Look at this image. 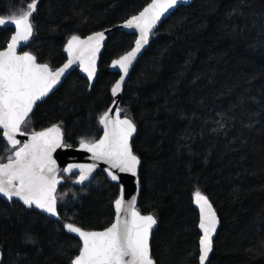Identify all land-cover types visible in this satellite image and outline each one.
Instances as JSON below:
<instances>
[{
    "label": "trees",
    "instance_id": "16d2710c",
    "mask_svg": "<svg viewBox=\"0 0 264 264\" xmlns=\"http://www.w3.org/2000/svg\"><path fill=\"white\" fill-rule=\"evenodd\" d=\"M149 1L38 0L25 49L55 69L65 62L72 35L121 23ZM30 2L0 0V16ZM12 33L0 27V48ZM134 40L124 31L108 35L92 87L73 70L35 106L22 130L56 123L66 144L97 139L119 76L109 65ZM119 108L137 125L131 140L141 159L137 209L157 218L150 239L157 264H199L197 190L219 220L206 264H264V0H194L176 8L133 65ZM6 147L0 130V161L10 155ZM60 176V220L0 197V264H70L81 242L61 230L63 223L84 230L112 224L118 183L102 171L83 187L74 173ZM26 233L35 243L25 241Z\"/></svg>",
    "mask_w": 264,
    "mask_h": 264
},
{
    "label": "snow or ice",
    "instance_id": "6c2138e0",
    "mask_svg": "<svg viewBox=\"0 0 264 264\" xmlns=\"http://www.w3.org/2000/svg\"><path fill=\"white\" fill-rule=\"evenodd\" d=\"M181 2L187 3L188 0H151L138 15L125 20L124 26L137 29L139 35L135 47L112 61V66H118L123 73L111 89L113 96L121 91L129 66L149 43L157 23ZM37 8L38 0H31L26 9L22 5L13 7L9 15L0 16V27L15 26L6 47L0 48V130L10 146L5 148L10 152L7 162H0V196L10 202L15 198L28 208L34 206L60 220L57 186L62 177L53 153L72 145L64 142L61 124L54 123L31 133L24 132L22 127L28 124L36 102L48 95L74 63L78 61L88 79L92 80L96 71V55L105 37L103 32H95L84 39L74 34L64 46L68 60L62 67L53 69L48 63H38L32 53L18 52V46L33 35L32 18ZM120 111L116 110L115 118H111L109 112L99 117V124L103 126V135L99 139H79V148L91 153L94 163L69 164L63 168L64 173L79 169L75 183L87 181L97 167L95 162L102 161L108 165L104 171L112 181L120 180L119 173H129L137 177L139 184L141 159L130 143L137 132V125L131 118L121 119ZM217 123L220 128L225 127L224 123ZM247 127H252V124ZM18 134L28 135V139L21 142L17 139ZM194 201L199 208L198 227L202 233L198 241L199 264H206L213 251V236L219 221L209 198L201 191L194 193ZM114 207L116 220L103 231H86L72 222L63 223L61 230L76 234L81 242L78 254L70 258V264H157L150 249L152 229L158 222L155 215H142L136 208L135 196L125 201L123 186ZM24 238L28 243H35L30 233H26Z\"/></svg>",
    "mask_w": 264,
    "mask_h": 264
},
{
    "label": "water",
    "instance_id": "95a60500",
    "mask_svg": "<svg viewBox=\"0 0 264 264\" xmlns=\"http://www.w3.org/2000/svg\"><path fill=\"white\" fill-rule=\"evenodd\" d=\"M193 1H194V0H188L187 3H183V2H181V3L178 4L175 8L170 9V10H169V11H168V12H167V13L161 18V21H159V22L157 23V25H156V27L154 28L153 33L151 34V36L154 34V32L156 31V29L158 28V26L160 25V23H161L164 19H166V18H167V17H168V16H169V15H170L175 9H176V8H178V7L182 6V5L190 4V3L193 2ZM149 3H151V0H150L146 5H144V6H143V7H142V8H141L136 14H134V15H138L139 12L142 11L145 7H147V5H148ZM132 16H133V15H132ZM130 17H131V16H130ZM130 17H129V18H130ZM127 19H128V18H127ZM127 19H126V20H127ZM124 22H125V20H124L123 22L118 23V24H116V25H113V26H111V27H108V28H105V29H102V30H98V31H96V32H103L105 38H104V40L101 42L100 51H99V52L97 53V55H96V71H95V75L93 76V78H92L91 81L88 79V75H87V73L84 72V71L80 68L79 62L77 61V62L74 63V64H73L68 70H66L65 74L61 77L60 82H58V84L54 86V88L48 93V95H50L51 93H53V92H54V91H55V90H56V89L62 84V82L66 79V77H67V76H68L73 70H75V69H77V70L79 71L80 75L86 79V81H87L88 84H89V88L92 87V85L94 84V82H95V80H96V76H97V73H98L99 59H100V56H101V53H102L103 47H104V45H105V43H106V41H107L108 35L112 34L114 31H124V32H127V33H132V34H134V35H135V40H136V38H137L138 35H139V32H138L137 29H135V28H127V27H125V26H124ZM10 27L13 28V32H14V31H15V26H14V25H11ZM93 33H95V32H92V33H90V34H88V35L80 36V37H81V39H84V38H86L87 36H89V35H91V34H93ZM151 36H150V38H151ZM135 40H134V44H133V46H132L128 51H130L133 47H135ZM27 43H28V41H27V42H22L21 45L18 46V52L23 53L24 51H27V50L25 49ZM66 43H67V42H66ZM147 46H148V44L145 45V46L141 49L140 53L137 54V57L133 60L132 64L129 66L128 73H127V75H125V79H124V81H123V83H122V86H121V91L118 92L116 96H113L112 91H111V95H112L113 101H112L111 105L109 106V108L106 110V112H109V115H110L111 118H115L116 110H117V109H120V108H119V104H120V98H121V95H122V88H123V86H124V84H125V82H126L128 76H129V73H130V71H131L133 65H134V64L136 63V61L140 58V56L142 55V53L144 52V50L146 49ZM128 51H126V52H128ZM28 52H29V51H28ZM126 52H124V53L121 54V55H124ZM30 53H31V52H30ZM64 53H65V55H66V60H65L64 63H66L67 60H68V55H67V53H66L65 51H64ZM121 55H120V56H121ZM120 56H118V57L115 58V59H118ZM38 63H39V62H38ZM64 63H63V64H64ZM63 64H61L60 66H58V67H56V68L62 67ZM56 68H55V69H56ZM109 69H110L112 72H116V73H118L119 76H118V79H117V80H119V79H120V76H121L123 73H121V71H120V69L118 68V66H117V67H113V66H112V62H111L110 65H109ZM117 80H116V81H117ZM115 83H116V82H115ZM48 95H47V96H48ZM47 96H45V97L41 98L39 101H37L36 104L33 106V109L35 108V106H36L40 101H43ZM114 102H115V103H114ZM32 111H33V110H32ZM31 113H32V112H31ZM31 113H30V114H31ZM104 113H105V112H104ZM30 114H29V116H30ZM120 116H121V119L127 117V116L122 115V112H121V111H120ZM128 118H129V117H128ZM101 126H102V125H101ZM42 130H43V129H42ZM1 131H2V130H1ZM40 131H41V130H40ZM26 133H27V132H26ZM29 133H31V132H29ZM102 135H103V126H102V132H101L100 136H102ZM134 135H135V133H134ZM134 135H133V137H134ZM100 136H99L97 139H99ZM133 137L131 138V140L133 139ZM17 139L20 140L21 142H24V141H26V140L28 139V135H19V134H18V135H17ZM4 141L7 143L6 140H4ZM130 143H131V141H130ZM53 158L56 159V161H57V165H58V167H59V169H60V173H61V171H63V168L67 167L69 164H86V165H87V164H92V163H94V161L91 159V153L86 152V151L80 149V148H79V144L76 145V146H72V147H70V148L66 147V148H59V149H57V150L53 153ZM0 162H1V161H0ZM4 162L6 163L7 160L4 161ZM95 163L97 164V167H96V169L94 170V172L92 173V175L89 177V179H88L87 181H85L83 184H78V183H75V184H76L77 186L83 187V186L87 185L89 182H91V181L94 179V177L96 176L97 172L102 171V172L105 173V175H106V177L108 178V180H110L111 182H115V183H118V184H119V194H118V197L121 195V186H123V188H124V199H125V201H129V200H131L133 196L136 197V208H137L138 194H139V189H140L139 184H137V177H133V176H132L131 174H129V173H119L120 180H119V181H112L111 178L107 175V172L104 171V169L107 168L108 165L105 164V163H103L102 161H96ZM138 170H139V167H138ZM60 173H59V174H60ZM73 173L76 174V175L78 176V175H79V169H74V170H73ZM66 174H70V173H66ZM77 176H76V177H77ZM75 180H76V179H75ZM63 182H64V179H63V177H62V179H61V183L57 186V189H58V187H59L61 184H63ZM0 197L3 198L4 200L8 201L6 198H4V197H2V196H0ZM118 197H117V198H118ZM13 201H17V202L23 204L21 201H18V200H16L15 198H13ZM8 202H10V201H8ZM209 202H210V201H209ZM193 203H194V206H195L196 210H197L198 213H199V208H198V206L196 205L194 199H193ZM210 203H211V202H210ZM24 206H25V205H24ZM25 207H27V206H25ZM27 208H28V207H27ZM33 208H34L35 210H37L39 213L45 215L46 217L51 218V219H53V220H57L56 217L49 216L47 213H43L41 210L36 209L34 206H33ZM114 209H115V207H114ZM137 210H138V209H137ZM138 211H139V210H138ZM141 214H142V215H148V214H143V213H141ZM199 215H200V213H199ZM217 218H218V217H217ZM115 220H116V212H115L114 220H113L112 223H114ZM218 221H219V220H218ZM110 226H111V225H110ZM218 226H219V223H218V225H217V229H218ZM108 227H109V226H108ZM156 227H157V224L153 226L152 231H153ZM103 230H104V229H102V230H86V231H103ZM66 231H67V230H66ZM199 231H200V229H199ZM216 232H217V230H216ZM71 234L77 236V235L74 234V233H71ZM200 234H202V233L200 232ZM215 235H216V233H215L214 236H213V240H214ZM77 237H78V236H77ZM78 238H79V237H78ZM150 239H151V237H150ZM0 258H1V253H0Z\"/></svg>",
    "mask_w": 264,
    "mask_h": 264
},
{
    "label": "bare ground",
    "instance_id": "6f19581e",
    "mask_svg": "<svg viewBox=\"0 0 264 264\" xmlns=\"http://www.w3.org/2000/svg\"><path fill=\"white\" fill-rule=\"evenodd\" d=\"M135 14H136V13H135ZM133 15H134V14H133ZM131 16H132V15H131ZM129 17H130V16H129ZM129 17H128V18H129ZM49 127H50V126H49ZM24 132H25V131H24ZM75 179H76V178H75Z\"/></svg>",
    "mask_w": 264,
    "mask_h": 264
},
{
    "label": "rangeland",
    "instance_id": "374dc122",
    "mask_svg": "<svg viewBox=\"0 0 264 264\" xmlns=\"http://www.w3.org/2000/svg\"><path fill=\"white\" fill-rule=\"evenodd\" d=\"M27 133H29V131H28ZM1 162H4V161H1ZM75 178H76V177H75Z\"/></svg>",
    "mask_w": 264,
    "mask_h": 264
}]
</instances>
